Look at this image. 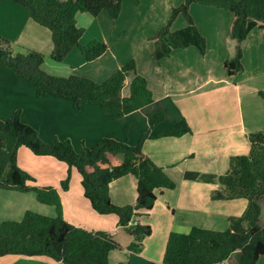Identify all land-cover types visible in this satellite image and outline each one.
<instances>
[{"label":"crops","instance_id":"1","mask_svg":"<svg viewBox=\"0 0 264 264\" xmlns=\"http://www.w3.org/2000/svg\"><path fill=\"white\" fill-rule=\"evenodd\" d=\"M235 1L197 0L192 3L189 12L206 40L205 52L196 45L172 47L170 53L159 60L151 55L155 40L152 37L166 24L172 9L180 6L183 0L176 3L170 0L125 3L123 0L116 18L106 12L97 16L88 13L75 16L76 25L84 29L82 40L103 41L108 51L93 62L84 61L77 51H72L64 61L53 60L58 63L52 64L53 67L70 68L69 75L76 73L101 81L134 55L137 72L147 80L152 101L119 119L106 116L95 103L77 109L69 99L50 95L39 97L32 83L15 78L10 69L0 65L1 120L20 110V119L32 127L36 124L44 142L69 140L77 152L84 147H93L103 138L134 145L144 136L143 152L177 182L176 188L164 189L157 194L147 215L132 218L152 228L151 234L143 239L141 250L135 252L128 249L133 236L119 224L118 216L100 214L92 208L75 167L70 170L68 188L64 190L61 181L67 174L66 163L52 156L34 154L23 146L18 149V165L34 177L32 185L58 190L63 218L67 222L87 230L107 231L120 244L119 249L109 253L111 264L128 261L161 264L170 232L185 233L192 226L224 230L228 217L241 215L247 205L245 198L213 200L210 194L219 188L217 183L182 177L185 171L226 172L230 156L249 152L248 134L264 130V102L259 95L260 90L264 91V38L258 26L248 33L243 44L242 70L231 76L224 67V40L232 18L230 6ZM259 6V0H250L249 16L259 18ZM186 25L183 15L178 14L170 30ZM135 33H138L137 39ZM0 36L9 41L15 53L34 49L44 57H50V30L33 21L25 7L9 0H0ZM110 64L113 71L108 69ZM42 67L46 70L45 59ZM127 92L125 86L121 95ZM157 113L163 115L160 123H154ZM182 118L189 125L190 133L178 137H151L169 130ZM109 195L116 205L135 204V177L128 174L112 181ZM27 210L50 216L55 214L52 206L37 201L33 191L0 188V222L20 220ZM155 227L161 230L158 243L154 242ZM234 255L238 259L239 252L232 257ZM229 260L223 264H231ZM0 264L64 263L48 257L6 254L0 256Z\"/></svg>","mask_w":264,"mask_h":264},{"label":"trees","instance_id":"2","mask_svg":"<svg viewBox=\"0 0 264 264\" xmlns=\"http://www.w3.org/2000/svg\"><path fill=\"white\" fill-rule=\"evenodd\" d=\"M9 1L25 7L33 21L50 30L52 60L64 61L72 51H77L84 61L93 62L107 53L108 46L96 39L83 41L84 29L76 25L75 16L78 13L97 16L106 12L116 18L123 0ZM132 1L137 3L138 0ZM196 1L183 0L180 6L172 9L166 24L152 37L155 39L151 53L154 59L167 56L172 47L196 45L205 52L206 40L189 12V6ZM248 3L249 0H237L230 6L232 18L224 40V67L231 76L242 70V47L248 33L258 26L264 38V0H259V18L249 16ZM178 14L183 15L187 25L171 31V23ZM44 59L43 53L34 49L13 52L9 41L0 36V65L9 68L15 78L35 85L39 97L50 95L69 99L77 109L95 103L112 119H119L152 101L147 80L137 72L133 59L101 81L76 73L68 76L49 73L42 67ZM125 86L128 92L121 95ZM259 95L264 102V91L260 90ZM162 120L163 115L157 113L154 123ZM190 132L182 118L169 130L151 137H178ZM143 137L134 145L103 138L78 153L69 140L44 142L35 128L21 121L19 111L6 120L0 119V188L33 191L39 203L52 206L55 211L50 216L27 210L20 220L1 221L0 256L48 257L64 264H111L109 253L120 248L107 231L87 230L63 218L58 190L32 185L34 177L18 165L21 146L68 165L67 174L61 181L64 190L68 188L70 170L75 167L92 208L100 214H116L119 224L133 236L128 249L139 252L143 239L151 234L152 228L148 224L131 225L130 221L136 215H147L159 192L177 186V182L143 152ZM248 141L249 152L230 156L226 172L185 171L182 176L187 180L217 183L219 188L210 194L213 200L245 198L247 205L242 214L230 215L224 230L192 226L185 233L170 232L161 264H223L235 252H239L237 264H257L264 257V130L250 132ZM128 174L136 179L137 199L133 205L119 206L111 201L109 185Z\"/></svg>","mask_w":264,"mask_h":264},{"label":"rangeland","instance_id":"3","mask_svg":"<svg viewBox=\"0 0 264 264\" xmlns=\"http://www.w3.org/2000/svg\"><path fill=\"white\" fill-rule=\"evenodd\" d=\"M132 2V3H134L132 0H125V3L126 2ZM250 1V0H249ZM139 2V0L137 1V3ZM170 2H174V3H176L177 2V0H170ZM248 5H249V3H248ZM259 5H260V3H259ZM253 6V5H252ZM251 6V7H252ZM122 7V6H121ZM177 7V6H176ZM259 11H260V6H259ZM120 13V12H119ZM118 17V16H117ZM172 29H175V27L173 28L172 27ZM91 32H92V34H95V35H97L96 33V31L95 30H91ZM91 34V35H92ZM135 37H136V39L138 38V33H135ZM16 47V46H15ZM133 47V46H132ZM18 49V48H17ZM129 54V52H126V55H128ZM134 56V55H133ZM132 56V57H133ZM132 57H130V58H128L127 60H130V59H134V58H132ZM109 60V59H108ZM107 60V61H108ZM126 62V61H125ZM125 62H123V64L125 63ZM52 64H58V63H56V62H54L53 60H51L50 59V57H48L47 55H45V68H46V71L48 72V71H50L51 73H52V71H56L54 74H56V75H59V76H68L69 74V72H70V68L69 69H66V68H61V69H58V68H55V67H53L52 66ZM2 66V65H1ZM55 66H62V65H55ZM2 67H4V68H7V67H5V66H2ZM109 68V70L110 71H113V66H112V64H110L109 66H108ZM100 68V67H99ZM7 69H9V68H7ZM11 71V70H10ZM13 74V73H12ZM19 80H24V79H19ZM129 80H130V78H128V80H127V85H128V83H129ZM27 81V80H26ZM29 82V81H28ZM29 83H31V82H29ZM35 86V85H34ZM36 87V86H35ZM17 111H19V116H20V110H17ZM16 112V111H15ZM14 112V113H15ZM22 121V120H21ZM23 122V121H22ZM26 124V123H25ZM28 125V124H27ZM32 127V126H31ZM33 128H35L36 130H37V125L36 124H34V127ZM39 135V134H38ZM40 137V136H39ZM76 151V150H75ZM77 152V151H76ZM79 153V152H78ZM156 228V234H155V240H154V242L155 243H158L159 241H160V239H161V230H160V228H158V227H155ZM179 231H182V230H179ZM236 257V258H235ZM237 256L236 255H234V257H232L230 260H229V262L231 263V264H236V262H237ZM259 263L258 264H264V257H262L259 261H258Z\"/></svg>","mask_w":264,"mask_h":264},{"label":"built area","instance_id":"4","mask_svg":"<svg viewBox=\"0 0 264 264\" xmlns=\"http://www.w3.org/2000/svg\"><path fill=\"white\" fill-rule=\"evenodd\" d=\"M136 223H137V222H136L135 220H131V221H130V224H131V225H135Z\"/></svg>","mask_w":264,"mask_h":264}]
</instances>
